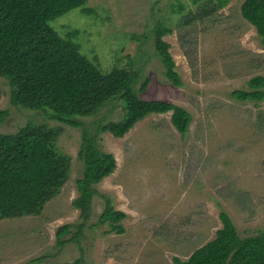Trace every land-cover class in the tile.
Returning a JSON list of instances; mask_svg holds the SVG:
<instances>
[{
    "label": "rangeland",
    "instance_id": "374dc122",
    "mask_svg": "<svg viewBox=\"0 0 264 264\" xmlns=\"http://www.w3.org/2000/svg\"><path fill=\"white\" fill-rule=\"evenodd\" d=\"M243 2L230 0L218 8L215 0H85L50 22L101 70L140 68L142 77L151 78L140 96L182 106L192 122L182 134L171 111L151 113L123 137L101 133L100 145L114 154L117 166L97 189L126 214L118 222L123 232L108 222L94 225L105 207L95 195L79 241L63 245L58 229L81 221L74 205L83 171L81 129L12 105L9 81L0 77V109L10 110L0 133L15 132L28 121L46 123L58 129L57 149L71 158L66 182L41 213L0 219V264L80 257L85 264H177L175 258L188 259L216 237L223 210L240 236L264 232V101L232 96L247 89L252 77H264V42L242 16ZM180 3L184 11L174 12L172 5ZM160 21L171 29L163 39L182 85L167 77L155 53L153 29ZM122 115L119 102L108 119Z\"/></svg>",
    "mask_w": 264,
    "mask_h": 264
},
{
    "label": "trees",
    "instance_id": "16d2710c",
    "mask_svg": "<svg viewBox=\"0 0 264 264\" xmlns=\"http://www.w3.org/2000/svg\"><path fill=\"white\" fill-rule=\"evenodd\" d=\"M229 1L215 0L218 8ZM84 2L0 0V77L9 81L10 103L41 110L47 117L82 132L78 158L83 171L76 179L79 196L74 200L81 221L58 229L57 240L63 245L79 241L91 217L95 195L102 196L105 207L94 225L108 222L112 229L123 232L118 222L126 214L116 210L112 199L97 189L98 183L117 166L114 154L100 145L101 133L109 131L115 137H123L151 113L171 111L172 124L182 134L188 132L192 122V115L184 107L140 96L151 81L150 77L141 76L140 68L116 66L103 71L80 52L75 42L52 29V20ZM172 9L182 12L184 5H172ZM241 13L264 42V0H244ZM170 30L161 21L154 27L155 53L167 77L173 84L182 85L169 43L163 39ZM132 37L140 40L139 35ZM247 85V89L233 91L232 96L240 101H264L263 76L252 77ZM119 102L122 117L108 119ZM103 111L106 113L100 116ZM9 113V108L0 109V124ZM58 134V129L36 121H28L15 132L0 133V219L41 213L66 182L71 158L57 149ZM220 219L223 226L216 237L193 251L188 259L175 258L176 263L264 264V232L240 236L228 212L221 211ZM69 233V238H63ZM54 264H85V260L80 257Z\"/></svg>",
    "mask_w": 264,
    "mask_h": 264
}]
</instances>
